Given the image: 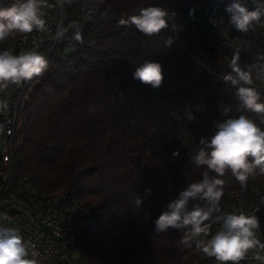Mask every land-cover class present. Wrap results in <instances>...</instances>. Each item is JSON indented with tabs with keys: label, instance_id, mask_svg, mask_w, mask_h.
Instances as JSON below:
<instances>
[{
	"label": "trees",
	"instance_id": "trees-1",
	"mask_svg": "<svg viewBox=\"0 0 264 264\" xmlns=\"http://www.w3.org/2000/svg\"><path fill=\"white\" fill-rule=\"evenodd\" d=\"M182 1L91 0L86 14L81 0L64 5L68 20L58 60L22 102L15 185L5 195L27 200L19 191L25 183L38 188L36 197L64 193L67 201L82 204L92 221L76 232V250L88 264H217L181 245L182 232L155 233L154 221L180 191L202 179L206 169L193 165L191 157L200 139L214 134V121L226 118L221 101L232 107L230 116L246 115L262 129L264 123L256 113L237 111L236 89L223 81L234 73L198 28L183 22ZM148 6L175 13L169 29L149 37L134 26H118L119 19ZM168 37L174 43L167 48ZM145 60L162 65L158 89L133 78ZM252 80L264 102V77ZM189 107L193 122L183 118ZM223 179L221 212L210 220L227 212L231 194L248 201L250 188L264 184V175L250 178L246 189L230 173ZM135 195L143 200L141 210ZM196 203L202 202L190 201L189 208Z\"/></svg>",
	"mask_w": 264,
	"mask_h": 264
},
{
	"label": "clouds",
	"instance_id": "clouds-1",
	"mask_svg": "<svg viewBox=\"0 0 264 264\" xmlns=\"http://www.w3.org/2000/svg\"><path fill=\"white\" fill-rule=\"evenodd\" d=\"M72 0H55V4L63 8L71 4ZM251 9L246 0H230L225 5L228 22L240 33H247L258 25L264 26V0H253ZM49 7V0H0V43L17 35L26 36L35 32H47L48 24L45 9ZM175 17L162 6H148L138 10L135 15L121 18L118 26H134L145 36H155L163 30L169 29L170 20ZM172 23L171 28L176 29ZM64 36V29L58 25L54 39L60 40ZM74 39L81 40L79 33ZM173 37L165 40V46L171 47ZM49 68V61L45 55L36 49L20 51L14 54L7 49H0V93H5L10 86H21L25 82L42 76ZM233 74L223 77V81L230 82L236 89V109L240 112H252L259 115L264 123V102L260 92L251 87L252 76L242 70L236 61L232 64ZM133 78L153 89H158L164 82L162 65L154 60H145L139 64L133 73ZM197 110L203 108L197 105ZM221 115L226 117L222 121H214V134L202 137L201 147L191 157V163L196 167H204L202 179L193 182L180 191L178 196L167 204L154 221V232L165 233L169 229L182 232L180 240L185 248H194L197 254L215 258L217 264H241L251 258L256 264H264V242L259 232L260 220L255 213L248 214L224 213L217 216L220 227L209 235V225L205 223L213 218L214 213L221 212V200L224 195L226 173L246 189L250 178L264 175V129L246 115L232 117L231 106H223L220 102ZM8 108L6 101L0 99V112ZM90 111L95 109L90 108ZM174 119L179 113L172 112ZM187 122L195 121L196 117L186 109L183 117ZM5 131L4 124H0V134ZM214 173V175H210ZM151 190H147L146 195ZM190 201L202 203L189 208ZM143 200L135 195V207L141 210ZM40 253L35 246L26 240L20 230L7 227L0 222V264H39Z\"/></svg>",
	"mask_w": 264,
	"mask_h": 264
},
{
	"label": "built area",
	"instance_id": "built-area-1",
	"mask_svg": "<svg viewBox=\"0 0 264 264\" xmlns=\"http://www.w3.org/2000/svg\"><path fill=\"white\" fill-rule=\"evenodd\" d=\"M230 0H183V22L190 21L207 38L223 61L232 69L235 60L239 67L251 76L264 77V26L258 25L247 33L238 32L229 22L224 8ZM249 8L255 6L253 0H246ZM91 0H81V10L86 14ZM48 24L47 32H33L18 38L7 48L14 54L20 51L36 49L45 55L49 67L58 60L57 47L61 41L54 39L57 26L66 28L68 17L64 7L60 8L55 0H49L45 9ZM43 76V75H42ZM36 77L21 86H10L7 92L0 93V99L8 104L5 112H0V124L5 131L0 134V222L7 227L20 230L23 237L30 241L40 253L39 264H88L76 250V232L83 231L91 224L82 204L75 200L67 201L64 193L47 198L36 197L38 188L21 184L19 191L27 200L12 201L10 183L13 159L16 148V129L20 124V108L28 96L30 88L42 78ZM252 87V86H251ZM255 88V87H254ZM172 155L177 150H172ZM246 201L238 194H231L227 212L248 214L255 213L260 220L259 236L264 242V184L252 187ZM209 233L218 230L220 223L216 220L206 221ZM241 264H256L251 258Z\"/></svg>",
	"mask_w": 264,
	"mask_h": 264
},
{
	"label": "rangeland",
	"instance_id": "rangeland-1",
	"mask_svg": "<svg viewBox=\"0 0 264 264\" xmlns=\"http://www.w3.org/2000/svg\"><path fill=\"white\" fill-rule=\"evenodd\" d=\"M40 81V80H39ZM38 81V82H39ZM34 86H32L30 89H32ZM31 91V90H30ZM14 164H13V167H12V172H11V179H10V183H12L13 182V180L15 179V177H16V171H15V163H16V154H15V156H14V162H13Z\"/></svg>",
	"mask_w": 264,
	"mask_h": 264
}]
</instances>
